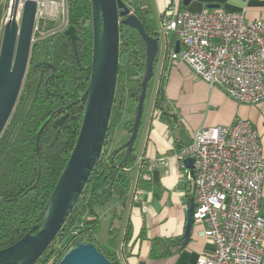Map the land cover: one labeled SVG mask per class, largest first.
Wrapping results in <instances>:
<instances>
[{"label":"trees","instance_id":"trees-1","mask_svg":"<svg viewBox=\"0 0 264 264\" xmlns=\"http://www.w3.org/2000/svg\"><path fill=\"white\" fill-rule=\"evenodd\" d=\"M122 1L146 34L159 39L151 0ZM66 6L68 27L77 30L80 41L74 48L73 42L63 36L66 29L35 38L19 99L0 138V251L19 242L45 219L44 210L67 167L82 127L85 105L81 99L89 88L93 65L92 3L91 0H67ZM179 10L187 8L181 6ZM3 14L0 6V23ZM39 26L42 31L51 32L56 23L42 21ZM40 64L48 67L36 70ZM145 64L146 48L140 33L120 25L116 94L101 159L62 230L35 264H59L70 249L80 243L94 244L111 264H122L118 240L133 183L131 171L137 158L135 147L133 157L127 158L125 146L118 149L113 146L115 129L123 117L126 101L132 99L136 108L138 106ZM155 107L164 120L173 116L162 85ZM134 122L128 123L130 134ZM143 176L138 186L151 187ZM113 200L120 206L113 213L108 239L101 241L102 222L96 207L106 206ZM131 230L128 224L125 245L130 240ZM161 243L154 240L152 246L155 248Z\"/></svg>","mask_w":264,"mask_h":264},{"label":"built area","instance_id":"built-area-1","mask_svg":"<svg viewBox=\"0 0 264 264\" xmlns=\"http://www.w3.org/2000/svg\"><path fill=\"white\" fill-rule=\"evenodd\" d=\"M26 1L18 2L15 14L18 25ZM34 1L37 15L33 42L35 37L44 38L68 28L67 0ZM0 6L4 9L1 47L4 28L12 20L14 0H0ZM60 19L63 28L55 27L51 32L40 29V22L56 23ZM158 35L167 46H172L170 59L188 65L194 76L211 90L220 89L242 105L256 106L264 101L263 19L248 22L245 12L194 13L171 5ZM177 158L186 173L185 195L194 199L195 224L207 226L203 235L214 244V251L199 257L196 264H262L264 140L261 135L250 122L239 119L228 127L204 128L195 133L193 142L182 148ZM186 159L194 161V178L183 164ZM144 179L149 178L146 175Z\"/></svg>","mask_w":264,"mask_h":264},{"label":"crops","instance_id":"crops-1","mask_svg":"<svg viewBox=\"0 0 264 264\" xmlns=\"http://www.w3.org/2000/svg\"><path fill=\"white\" fill-rule=\"evenodd\" d=\"M151 4L160 32L169 7L175 5L180 9L183 0H151ZM210 6H214V9L208 8ZM187 10L194 13L245 12L248 22L264 20V0H193ZM169 38L176 44L173 35ZM171 49L172 46H167L166 41L163 47L160 46L153 77L157 90L148 113L143 114L134 146L137 162L131 171L133 183L118 240V253L122 264H196L199 257L210 255L214 251V244L203 235L207 228L205 225L195 224L191 239L186 247H182L190 198L185 195L188 186L186 173L181 169L177 156L182 148L193 142L195 133L201 129L228 127L237 119L250 122L264 140V101L256 106L242 105L220 89L211 90L203 80L194 76L188 65L170 59L168 52L171 53ZM161 85L165 98L171 103L168 107L173 113L166 120L155 107ZM130 104L137 109L133 100L128 99L119 124L125 111L132 108L129 107ZM131 121L126 122L123 130L127 141L131 137L128 129ZM119 124L115 129V143ZM143 173L148 176V180L144 179ZM141 175L152 184L151 187L138 186ZM107 206L110 207L105 209ZM119 206L120 203L113 200L106 206L96 207L102 222L99 235L101 241L108 239L113 213ZM261 212L264 215V185ZM128 224L132 230L130 240L125 245ZM154 240L162 243L154 248Z\"/></svg>","mask_w":264,"mask_h":264},{"label":"water","instance_id":"water-1","mask_svg":"<svg viewBox=\"0 0 264 264\" xmlns=\"http://www.w3.org/2000/svg\"><path fill=\"white\" fill-rule=\"evenodd\" d=\"M192 1L183 0V7L188 8ZM18 2L19 0H14L12 20L4 28L0 47V138L12 117L24 84L36 23L37 3L34 0L26 1L21 23H16ZM91 3L94 29L93 65L89 88L81 99V103L85 105V113L77 144L44 210L45 219L19 242L1 250L0 264H35L40 259L62 230L99 163L115 101L122 24L136 29L146 48V71L141 83L142 92L131 137L125 145L127 158L133 157L132 151L143 119L147 90L154 77L160 39H153L146 34L139 20L131 14L122 0H91ZM208 8L214 9V6ZM76 32L74 27H68L63 32V36L73 42L74 48L80 41ZM179 51L180 45L177 43L175 52ZM47 67V64H40L35 69ZM63 122L64 119L60 121L61 124ZM183 164L194 178V161L186 159ZM194 212V199H190L182 247L187 246L193 234ZM59 264L111 262L94 244L80 243L70 249Z\"/></svg>","mask_w":264,"mask_h":264},{"label":"rangeland","instance_id":"rangeland-1","mask_svg":"<svg viewBox=\"0 0 264 264\" xmlns=\"http://www.w3.org/2000/svg\"><path fill=\"white\" fill-rule=\"evenodd\" d=\"M56 27H60V29L63 28V22H61V19L56 21ZM163 44H164V41L161 39L160 40V46L163 47ZM154 86H155V80L153 79L149 83V87L147 90V96H146V100H145V104H144V114L145 115L148 113V109H149V107L153 101L154 93L156 92L155 90H157V89H155ZM165 101H166L167 105L171 106V103H169V101L166 98H165ZM129 107H132V108H130V110L128 109L125 111L124 118L117 128V131H116L117 141L114 144L115 148L125 146L128 142L127 139H125L124 134H123L124 126H125L127 121L135 120V118H136L135 106L133 104H130ZM109 207L110 206H107L105 209H107ZM102 209L103 208H100V210H102ZM105 223L107 224V222H105Z\"/></svg>","mask_w":264,"mask_h":264}]
</instances>
